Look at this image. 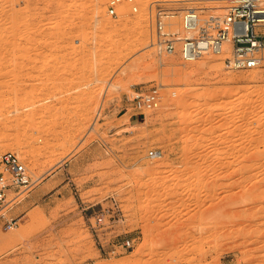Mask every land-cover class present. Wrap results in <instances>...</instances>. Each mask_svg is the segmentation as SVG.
<instances>
[{
  "label": "rangeland",
  "instance_id": "374dc122",
  "mask_svg": "<svg viewBox=\"0 0 264 264\" xmlns=\"http://www.w3.org/2000/svg\"><path fill=\"white\" fill-rule=\"evenodd\" d=\"M228 1L134 0L113 17L110 0H0V157L36 180L17 226L0 221V264H264V62L231 75L225 53L150 47V10ZM153 85L160 107L139 115Z\"/></svg>",
  "mask_w": 264,
  "mask_h": 264
},
{
  "label": "built area",
  "instance_id": "2783aa9c",
  "mask_svg": "<svg viewBox=\"0 0 264 264\" xmlns=\"http://www.w3.org/2000/svg\"><path fill=\"white\" fill-rule=\"evenodd\" d=\"M123 5H130L132 12L138 11L134 0H110L109 15L117 17V8ZM222 11L210 13L205 8L191 5L178 14L173 9L156 7L149 12L150 47L159 55H178L184 63L209 54L225 53L228 56L225 65L229 70L234 69V63L240 64L239 72L261 66L264 62V0H230ZM173 15H179L180 19L173 22ZM172 27L179 30H172ZM132 106L139 115L157 110L160 107L159 86L136 91ZM149 155L156 159L162 154L152 150ZM35 183L18 154L8 151L0 157V221L5 230L17 226V218L10 216L9 211ZM105 218L106 213L102 210L95 214L91 223L98 239V230L105 224ZM133 243L134 240H127L117 245L130 248Z\"/></svg>",
  "mask_w": 264,
  "mask_h": 264
},
{
  "label": "bare ground",
  "instance_id": "6f19581e",
  "mask_svg": "<svg viewBox=\"0 0 264 264\" xmlns=\"http://www.w3.org/2000/svg\"><path fill=\"white\" fill-rule=\"evenodd\" d=\"M173 18L176 19L177 17H176V16L174 17V15H173ZM174 22H175V21H174ZM146 47H149V45H147ZM227 57H228V56H226V58H227ZM192 62H193V61H192ZM164 63H165V62H164ZM166 64H169V63H166ZM170 65L172 66V68L174 69V71H176V72H181L180 69H177V68L174 67L175 63L173 64V63L171 62ZM233 66H234V69H230L229 72H230L231 75H236V74L239 72L241 66H240L239 63H234ZM169 190L171 191L172 188L169 189Z\"/></svg>",
  "mask_w": 264,
  "mask_h": 264
},
{
  "label": "crops",
  "instance_id": "0c3cea01",
  "mask_svg": "<svg viewBox=\"0 0 264 264\" xmlns=\"http://www.w3.org/2000/svg\"><path fill=\"white\" fill-rule=\"evenodd\" d=\"M14 218H19V217H16V216H13ZM17 223H18V220H17Z\"/></svg>",
  "mask_w": 264,
  "mask_h": 264
}]
</instances>
